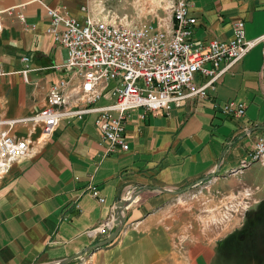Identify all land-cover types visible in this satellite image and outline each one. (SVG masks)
I'll return each mask as SVG.
<instances>
[{
	"label": "crops",
	"instance_id": "1",
	"mask_svg": "<svg viewBox=\"0 0 264 264\" xmlns=\"http://www.w3.org/2000/svg\"><path fill=\"white\" fill-rule=\"evenodd\" d=\"M43 1L78 18L87 15L82 4L88 0ZM11 7L0 30V135L7 131L25 139L28 151L0 171V264H55L82 252L78 264H184L164 222L171 212L164 205L169 195L156 188L142 192L127 208L124 229L106 247L85 253L107 237L89 231L142 185L175 189L217 173L251 190L264 188V161L249 159L256 136L264 133L261 46L227 69L208 98L191 97L169 111L132 109L126 123L129 149L109 151L95 125L96 110L62 119L50 132L34 119L47 106L52 83L64 76L54 66L64 62L67 50L47 33L50 19L42 3L0 0L1 9ZM191 13L201 41L232 39L238 20L245 22L247 39L264 33V0H193ZM166 25H172V15ZM27 65L28 80L22 73ZM203 79L196 74L197 83ZM232 99L246 104L240 120L213 103ZM110 101L104 96L88 103L76 96L70 104L84 108ZM90 182L100 188L103 203L90 194ZM249 220L256 222L263 248L264 223ZM249 251L251 260L256 251ZM228 259L247 264L236 256ZM211 260H217L215 245H203L197 264Z\"/></svg>",
	"mask_w": 264,
	"mask_h": 264
},
{
	"label": "built area",
	"instance_id": "2",
	"mask_svg": "<svg viewBox=\"0 0 264 264\" xmlns=\"http://www.w3.org/2000/svg\"><path fill=\"white\" fill-rule=\"evenodd\" d=\"M30 1L45 6L50 19L47 33L67 50L64 62L54 66L64 76L52 83L48 104L34 119L42 121L44 130L50 132L62 119L82 117L96 110L99 114L95 125L109 151L129 149L126 123L132 109L169 111L188 98H208V90L216 89L223 73L254 48L261 46L264 57V33L247 39L243 20L234 22L232 39H197L194 26L198 20L191 13L193 0H171V26L152 23L136 26L93 19L89 15L78 18L64 8L48 6L43 0ZM13 9L0 8V30L4 26V12L12 13ZM19 16L24 19L22 13ZM22 59L29 61L27 56ZM28 71L27 65L22 70L26 80ZM198 73L204 77L202 83L195 81ZM76 96L86 97L88 103L104 96L111 101L102 106L81 108L70 104ZM213 103L233 120L245 116L243 101ZM27 151L25 139L2 132L0 171L7 169L11 159L22 157ZM249 159L264 161V133L256 136ZM88 190L99 202L105 201L94 183L88 184ZM114 221L115 213L89 232L108 236L115 227Z\"/></svg>",
	"mask_w": 264,
	"mask_h": 264
},
{
	"label": "rangeland",
	"instance_id": "3",
	"mask_svg": "<svg viewBox=\"0 0 264 264\" xmlns=\"http://www.w3.org/2000/svg\"><path fill=\"white\" fill-rule=\"evenodd\" d=\"M82 5L93 19L136 26L166 25L172 15L171 0H88ZM235 181L216 173L175 188L182 190L178 194L168 193L164 205L171 212L164 222L173 235L174 252L184 264H197L203 245H215L217 252V260L207 264H229V256L243 258L247 264H264V245L262 248L257 228L254 231L256 222L249 220L264 223V188L251 190L243 181ZM253 248L256 254L249 260L246 255L251 252L253 256L249 251ZM233 264L240 263L233 260Z\"/></svg>",
	"mask_w": 264,
	"mask_h": 264
},
{
	"label": "water",
	"instance_id": "4",
	"mask_svg": "<svg viewBox=\"0 0 264 264\" xmlns=\"http://www.w3.org/2000/svg\"><path fill=\"white\" fill-rule=\"evenodd\" d=\"M203 180V179H201ZM200 180V181H201ZM198 181V182H200ZM156 188L159 191L166 192V193H172V194H178L182 192V190H175L171 188H166V187H161V186H150V185H142L135 189L133 192H131L127 197L120 198L119 201L116 204V211H115V227L111 231V233L105 238L100 241H97L96 243L92 244L91 247H89L85 253H91L94 251H97L99 249H102L106 247V245L110 244L115 240V238L120 234V232L124 229L125 227V222H126V210L127 208L138 198V196L144 192L145 190ZM185 190V189H183ZM84 253H79L74 256H71L70 258L64 259L60 262H57L55 264H69L72 261L79 259L83 257Z\"/></svg>",
	"mask_w": 264,
	"mask_h": 264
},
{
	"label": "flooded vegetation",
	"instance_id": "5",
	"mask_svg": "<svg viewBox=\"0 0 264 264\" xmlns=\"http://www.w3.org/2000/svg\"><path fill=\"white\" fill-rule=\"evenodd\" d=\"M230 245V244H229Z\"/></svg>",
	"mask_w": 264,
	"mask_h": 264
}]
</instances>
